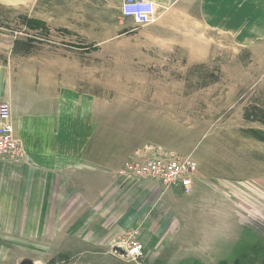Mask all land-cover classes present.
<instances>
[{"label": "crops", "instance_id": "crops-1", "mask_svg": "<svg viewBox=\"0 0 264 264\" xmlns=\"http://www.w3.org/2000/svg\"><path fill=\"white\" fill-rule=\"evenodd\" d=\"M123 1L64 0L62 5L66 7L67 3V10L88 8L95 12L112 8L122 15ZM153 1L157 5V33L149 40L164 43V48L153 51L181 58L178 64L174 60V67L179 70L183 57L191 66L207 61L216 35L230 39L241 49L264 42V0ZM0 3L13 8H34L40 0ZM19 35L0 31V102L11 105L15 132L23 142V154L18 161L0 159V234L23 233L45 240L47 247L61 242L69 247L99 250L109 246L112 249L122 233L138 229L145 245L146 264L159 262L170 246L188 248L183 233L190 234L191 239L195 232L203 234L190 248L202 264L220 257L213 250L226 252L230 243L237 245L229 250H242V244H246L245 255L259 246V235L253 245L248 240L261 228L264 177L259 170L254 172L256 168L247 175V166L241 162H247L245 151L242 156L238 151L231 152L229 131L216 127L197 132L195 126L181 123V113L164 110L163 114H151L146 106L143 116L127 114V121L141 119L143 125L138 130L131 123L133 133L125 134L121 140L124 134L118 133L117 128L102 129L101 119L96 118L95 94L70 84L63 65L14 63L12 57L23 49ZM76 49L73 53L78 55L85 50L96 56L107 51L103 50L101 34L94 37L88 49ZM116 50L109 49L110 54L105 55L123 52ZM128 112L132 111L126 109ZM159 123L171 129H185L191 135L183 137L179 131L153 137L159 131ZM151 131L152 136L143 137ZM206 136L211 140L201 150ZM238 141L233 140L235 150ZM146 142L195 157L198 168L193 194H186L181 187L166 189L152 179L119 176L118 170L126 159L150 144ZM241 143L245 144L242 136ZM248 161L260 167L255 156Z\"/></svg>", "mask_w": 264, "mask_h": 264}, {"label": "rangeland", "instance_id": "rangeland-1", "mask_svg": "<svg viewBox=\"0 0 264 264\" xmlns=\"http://www.w3.org/2000/svg\"><path fill=\"white\" fill-rule=\"evenodd\" d=\"M62 1L40 0L34 8H13L0 3V31L19 32L22 36L23 43L20 41L19 45L23 49L18 51V56L12 57L15 64L25 61L63 65L70 84L95 94L98 102L96 118L98 121L101 119L102 129L117 128L118 133L124 134L121 140L125 134L133 133L131 126L140 130L143 125L141 119L127 121V114L142 115L146 106H149L151 114H163L164 110L181 113V123L195 126L199 129L197 132L216 127L229 131L231 152L238 151L242 156L245 151L247 162H241L247 166V175L253 174V168H256L254 172L260 171L264 177V42L241 49L235 47L230 39L216 35L217 40L207 61L191 66L183 57L179 70L174 67V60L178 64L177 60L181 58H169L153 51L158 47L164 48L163 42L149 40L152 34L157 33L155 22L142 26L115 13L112 8L101 12L88 8L67 10V3L64 7ZM78 31L80 35H77ZM99 34L103 39V50L107 49L104 55L96 56L89 50L82 51L80 55L73 53L76 47L88 49ZM105 39L113 40L104 42ZM113 48L123 51L122 54L105 55L110 54L108 50ZM177 81L180 84L173 86ZM126 109L132 112L126 113ZM166 126L159 123V131L153 137L173 132L179 134L178 128ZM180 132L183 137L191 135L185 129ZM148 136H152V131L143 137ZM241 136L246 145L241 143ZM143 137L138 138L142 140ZM234 139L235 142L240 141L237 150L233 147ZM210 140L211 137L204 138L201 150ZM251 156L261 162L260 167L249 163ZM260 224L259 233L251 235L253 239L248 240L253 245V240L257 242L256 236L259 235L260 244L249 250L251 254L245 255L246 244H242V250H229L237 245L230 243L226 252L214 249L213 253L217 252L220 257L215 256L208 264H264V202ZM130 231H136L141 240L140 230L133 229L120 234L114 244L122 241ZM182 235L188 239V248L170 246L165 249L162 259L154 264H202L193 257L190 248L195 247L194 242H199L198 236L203 234L195 232L192 239L190 234ZM69 246L55 242L47 247L45 240L30 238L23 233L0 234V264H20L23 258H32L37 264H146L143 262L145 253L140 259L133 260L113 253L111 246L99 250ZM253 257L255 259H251Z\"/></svg>", "mask_w": 264, "mask_h": 264}, {"label": "built area", "instance_id": "built-area-1", "mask_svg": "<svg viewBox=\"0 0 264 264\" xmlns=\"http://www.w3.org/2000/svg\"><path fill=\"white\" fill-rule=\"evenodd\" d=\"M121 12L125 18L142 26L156 22L158 17L157 5L152 0H124ZM22 154L23 142L15 132L11 105L0 102V159L14 162ZM197 168L198 162L192 154L182 155L147 144L124 162L118 174L125 179L160 181L166 189L179 186L186 194H191ZM135 232L130 231L113 246H121L127 250L128 258L138 260L143 256L145 246Z\"/></svg>", "mask_w": 264, "mask_h": 264}, {"label": "water", "instance_id": "water-1", "mask_svg": "<svg viewBox=\"0 0 264 264\" xmlns=\"http://www.w3.org/2000/svg\"><path fill=\"white\" fill-rule=\"evenodd\" d=\"M112 250H113V253H116V254L123 256L125 258H128V256H129L127 250L122 248L121 246L115 245V246H113ZM20 264H37V263L32 258H23L20 261Z\"/></svg>", "mask_w": 264, "mask_h": 264}, {"label": "bare ground", "instance_id": "bare-ground-1", "mask_svg": "<svg viewBox=\"0 0 264 264\" xmlns=\"http://www.w3.org/2000/svg\"><path fill=\"white\" fill-rule=\"evenodd\" d=\"M153 1V0H152Z\"/></svg>", "mask_w": 264, "mask_h": 264}]
</instances>
